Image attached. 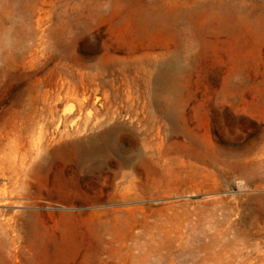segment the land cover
<instances>
[{
    "label": "rangeland",
    "instance_id": "374dc122",
    "mask_svg": "<svg viewBox=\"0 0 264 264\" xmlns=\"http://www.w3.org/2000/svg\"><path fill=\"white\" fill-rule=\"evenodd\" d=\"M0 264H264V0H0Z\"/></svg>",
    "mask_w": 264,
    "mask_h": 264
},
{
    "label": "bare ground",
    "instance_id": "6f19581e",
    "mask_svg": "<svg viewBox=\"0 0 264 264\" xmlns=\"http://www.w3.org/2000/svg\"><path fill=\"white\" fill-rule=\"evenodd\" d=\"M109 137H110L109 132H103L100 135V137L97 139L101 144L100 147L98 148L93 146V144L87 145L86 143L83 142L77 143V145H75L74 161L76 163L77 171H79V173H83L87 175L84 177H88L90 175L89 173H93L95 169L98 170L97 167H99V165H96L97 161L103 160L110 153L115 152V146L111 144V140L109 139ZM119 166H120L119 169L120 171L122 168L132 167L133 163L130 161L129 157H123L120 159ZM26 174L28 177L29 173Z\"/></svg>",
    "mask_w": 264,
    "mask_h": 264
}]
</instances>
